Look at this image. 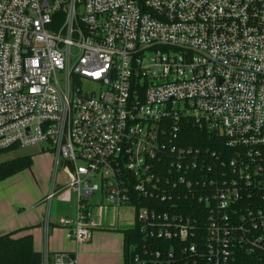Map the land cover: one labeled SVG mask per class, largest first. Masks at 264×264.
Wrapping results in <instances>:
<instances>
[{"label":"built area","instance_id":"obj_1","mask_svg":"<svg viewBox=\"0 0 264 264\" xmlns=\"http://www.w3.org/2000/svg\"><path fill=\"white\" fill-rule=\"evenodd\" d=\"M32 146L53 156L40 264H76L47 247L64 190L76 244L84 201L129 209V264L264 259V0H0V150Z\"/></svg>","mask_w":264,"mask_h":264},{"label":"rangeland","instance_id":"obj_2","mask_svg":"<svg viewBox=\"0 0 264 264\" xmlns=\"http://www.w3.org/2000/svg\"><path fill=\"white\" fill-rule=\"evenodd\" d=\"M34 147L25 149L8 148L0 150V162L22 155H31L30 151L35 150ZM52 153L50 151L36 153L31 155V163L17 170L11 176L0 180V202L10 204L14 212L25 211L31 209L32 201L35 202L37 197L45 195L49 190V185L52 177ZM57 182L62 183L64 179L63 171L58 172ZM65 192V191H64ZM60 198L54 196L49 206V218L51 215L52 221L57 223L58 219L63 215L73 216L77 208V199L75 193L69 191V194L64 193ZM98 200L97 195L89 197V201L96 203ZM93 204L92 214L95 217L96 228L92 233H98V244L92 249L83 247L87 242H81L76 246L75 242L74 251L76 253V264H87V260H96L97 262L105 263L107 259L115 257L116 240L114 229L117 227L130 226L132 223V216L128 210L113 209L104 206ZM36 210L41 214L46 211L45 203H41ZM113 226H116L115 228ZM33 227H31L32 229ZM59 234L54 236L64 241V229ZM56 229V230H57ZM53 236V235H52ZM52 236L50 239H52ZM89 255V256H88ZM80 257V259H79ZM78 258V259H77ZM80 260V263H79ZM93 263V262H92Z\"/></svg>","mask_w":264,"mask_h":264},{"label":"trees","instance_id":"obj_3","mask_svg":"<svg viewBox=\"0 0 264 264\" xmlns=\"http://www.w3.org/2000/svg\"><path fill=\"white\" fill-rule=\"evenodd\" d=\"M187 137V143L192 146H212L211 137L204 129H197L191 125L185 126L182 130ZM218 146H224V141L218 138ZM215 143V144H217ZM31 155H22L0 162V180L11 176L22 167L29 166ZM93 209L84 201V210L87 212ZM136 226L116 227L123 234V264H129V255L134 240L140 238ZM18 230L0 234V264H40L41 251L33 247L32 236L24 234L14 236ZM234 264H264V259L256 255L239 251L236 254Z\"/></svg>","mask_w":264,"mask_h":264},{"label":"crops","instance_id":"obj_4","mask_svg":"<svg viewBox=\"0 0 264 264\" xmlns=\"http://www.w3.org/2000/svg\"><path fill=\"white\" fill-rule=\"evenodd\" d=\"M33 149L35 150L30 151L31 155L43 152L39 149L38 146H36V148H33ZM52 160H53V156H52ZM64 191H60L56 197L60 198L63 192L66 194H69V191L67 190H64ZM43 196L37 197V200L35 202L32 201L31 209L28 208L27 210L19 211L18 213L16 211L14 212V209L10 205L11 203L7 205L4 202H0V234L7 233L10 231H14V230H18L14 234V236H22L24 234H30L32 236L33 247L36 250L41 251L44 246V231H43L42 223H41L44 217V214H41V212L39 213L36 210V208L41 204L40 199ZM97 198H98L97 201H99L100 200L99 195H97ZM88 202H91V201L88 200ZM63 216L74 218L76 216V210L73 216H69V215H63ZM49 219H50V230H49L48 239H47L48 250L50 252L68 251V252H71L76 259V253L73 250L74 242L72 240H68L65 237V229L58 224V221L57 223H54L55 221H52L51 215ZM31 227L33 228L31 229ZM113 227L115 228L116 226H113ZM57 228L64 229V241H60L54 236L55 233L59 234L60 232H63L62 229L60 230ZM114 230H115L114 231L115 240L117 244L116 245L117 250L115 251L116 252L115 257H113V259H107L105 263L97 262L96 260L94 261L92 259L91 260L88 259L87 264H123V234L118 229H114ZM51 236H52V239H50ZM98 239H99V234L96 232L92 233L90 240H88L87 243L84 244V246L83 245H80V246H83V247L88 246V247H91L92 249H95L94 247L98 244ZM76 246H78V244H76ZM79 263H80V260H79Z\"/></svg>","mask_w":264,"mask_h":264}]
</instances>
